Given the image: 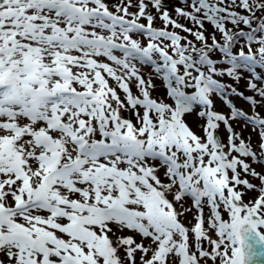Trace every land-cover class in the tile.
<instances>
[{"label":"snow or ice","instance_id":"6c2138e0","mask_svg":"<svg viewBox=\"0 0 264 264\" xmlns=\"http://www.w3.org/2000/svg\"><path fill=\"white\" fill-rule=\"evenodd\" d=\"M172 11L0 0V264H264V0Z\"/></svg>","mask_w":264,"mask_h":264},{"label":"rangeland","instance_id":"374dc122","mask_svg":"<svg viewBox=\"0 0 264 264\" xmlns=\"http://www.w3.org/2000/svg\"><path fill=\"white\" fill-rule=\"evenodd\" d=\"M116 1V0H115ZM133 11H135V9H132ZM182 36V34H180ZM145 73L150 72L151 70L149 68H145L143 70ZM245 76H247V73H245ZM242 82L239 83V85H241V91H244L245 93L250 92V91H246V87H247V82L246 80H241ZM153 83L157 86L156 90L152 92L153 97H160L165 95V89L163 87L162 81H160L159 79H154ZM133 93L136 94V89L133 86ZM253 94V93H252ZM236 105L240 108H243L246 112L251 113L252 109L249 106V104H247L245 101L241 100L238 97H233ZM215 104H216V108L218 111H221L225 114L228 113L229 109L227 107L224 106L223 102L219 99V98H215ZM257 111H260L261 115H264V109H257ZM125 115H128L127 113H125ZM188 123L189 125L193 128L194 131H196L198 134H200L201 130L199 128V124L203 123V121L197 119L196 115L193 114L192 116L188 117ZM243 121H235L233 122V127L235 129V131L237 132H241L242 135L247 139L249 136H251V142L252 145L254 147L258 146L260 140L259 137L256 133L252 132L251 128H243ZM222 135V138L225 140V143H227V132L224 130V126L221 125V129L219 132ZM249 163H252V161L249 159L248 161ZM253 167H255L257 169V171H260L261 168L256 165L253 164ZM255 182V181H254ZM257 194L256 193H249L248 196L245 197V202H247L249 199L255 197ZM207 212V210H205ZM185 222V224H188L189 221H192V223H194L195 221L192 220V215L188 214L185 217L182 218ZM139 255V254H138Z\"/></svg>","mask_w":264,"mask_h":264},{"label":"trees","instance_id":"16d2710c","mask_svg":"<svg viewBox=\"0 0 264 264\" xmlns=\"http://www.w3.org/2000/svg\"><path fill=\"white\" fill-rule=\"evenodd\" d=\"M115 2L116 1L113 0V1L110 2V4L115 3ZM165 2H166L167 6L169 8V11L171 12L173 17L175 18V13L172 11V8H173V6H179V0H165ZM141 22H145L146 23V21H141ZM180 23L185 24L189 28L193 27V25L190 22H188V21H186V20H184L182 18L180 19ZM155 26L162 27L163 25H162V23L159 20H157ZM228 27L231 28L232 25L229 24ZM241 27L243 28L244 26L241 25ZM204 29H205V35L209 37L208 42L211 43V34L213 33L214 29H213L212 25L209 24V23H205ZM176 31H178L180 34H182V36H187V38L189 40H193L194 41V39H195L193 36L188 35V33L180 31L179 29H177ZM216 37H217L218 40L220 39V34L218 32L216 33ZM241 43H243V40H241ZM197 46H199L198 42H197ZM235 49H239V44H237Z\"/></svg>","mask_w":264,"mask_h":264}]
</instances>
